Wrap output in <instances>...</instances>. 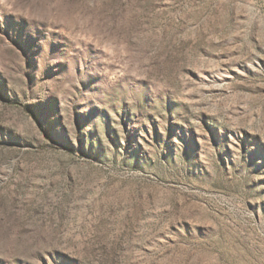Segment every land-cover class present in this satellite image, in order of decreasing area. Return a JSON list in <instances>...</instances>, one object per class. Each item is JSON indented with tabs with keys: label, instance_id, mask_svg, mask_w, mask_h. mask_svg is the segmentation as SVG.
<instances>
[{
	"label": "rangeland",
	"instance_id": "1",
	"mask_svg": "<svg viewBox=\"0 0 264 264\" xmlns=\"http://www.w3.org/2000/svg\"><path fill=\"white\" fill-rule=\"evenodd\" d=\"M0 264H264V0H0Z\"/></svg>",
	"mask_w": 264,
	"mask_h": 264
}]
</instances>
